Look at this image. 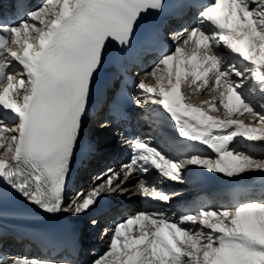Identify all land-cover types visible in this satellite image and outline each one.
<instances>
[{
    "label": "snow or ice",
    "instance_id": "snow-or-ice-1",
    "mask_svg": "<svg viewBox=\"0 0 264 264\" xmlns=\"http://www.w3.org/2000/svg\"><path fill=\"white\" fill-rule=\"evenodd\" d=\"M166 6L165 0H40L18 19H0V185L44 213L80 215L103 195L130 191L137 175L136 195L163 202L179 195L143 178L153 169L161 183H183L190 166L230 179L264 173V152L231 147L237 138L264 146V0H208L195 26L174 32L170 43L153 33L157 59L134 84L136 103L155 105L157 121L170 119L184 138L172 141L178 155L137 137L128 163L101 172L68 198L83 120L110 46L131 48L141 19ZM148 77L156 83H146ZM185 82L211 99L188 103ZM221 108L223 116L211 114ZM245 114L248 123L239 118ZM188 142L214 157L189 154ZM103 235L110 236L107 248L91 264H264V191L180 214L141 210ZM0 264L75 262L16 256Z\"/></svg>",
    "mask_w": 264,
    "mask_h": 264
},
{
    "label": "bare ground",
    "instance_id": "bare-ground-1",
    "mask_svg": "<svg viewBox=\"0 0 264 264\" xmlns=\"http://www.w3.org/2000/svg\"><path fill=\"white\" fill-rule=\"evenodd\" d=\"M190 46V45H189ZM191 48V47H190ZM190 48H189V50H190ZM143 77H144V74H143ZM142 77V78H143ZM153 77H148V78H146L145 79V82L146 83H150V84H155L154 83V81H153ZM186 84H187V82H185ZM27 85H25V87H26ZM139 94V93H138ZM193 92H192V90L191 89H189V91H188V95H189V100L187 101L188 103H193V104H199L197 101H195L194 102V96H193ZM209 94V93H208ZM257 96H258V94H256ZM255 95V97L256 98H259V96L257 97ZM197 96V95H196ZM204 96H206V95H204ZM208 96H210V95H208ZM199 97V96H198ZM201 97H203V96H201ZM197 98V97H196ZM196 98H195V100H196ZM200 99V98H199ZM201 100V99H200ZM204 107L206 108V106L204 105ZM5 115H7L6 113H5ZM218 115H220V114H218ZM241 117H243V116H241ZM246 117V116H245ZM244 117V118H245ZM240 118V117H239ZM242 119V118H241ZM247 122H249V121H247ZM107 130L105 129V127L103 126V125H101L100 127H97V130H95L94 131V133H95V135L97 136V134H105L104 136H106L107 134H109V132L107 131ZM110 137H111V133H110ZM107 140H109V139H106L105 141H107ZM241 140V138H237L236 140H235V144L233 145V146H231V147H233L236 151L238 150V151H241V152H246V151H249V149H250V145L245 141L244 142V140L242 139L241 140V142H242V147L239 145V143L237 142V141H240ZM94 141H95V139H94ZM96 142V141H95ZM237 142V143H236ZM258 146H259V144H258ZM197 150H193V151H190L189 152V154H191V153H197V152H199V153H208L209 155H211V156H213L214 157V153H212V151H211V149H209V148H207L206 146H204V145H202V144H200V143H198V145H197ZM253 147V146H252ZM254 148H255V151L257 152V153H259V152H264V146H262V147H257V146H254ZM76 155V154H75ZM74 158H75V156H74ZM189 170H192V171H194V170H197V172L198 173H202V172H206L207 171V173H208V175L210 176V177H212L213 179H217L218 177H219V179H221V183H219V185H227V183H229V182H231V181H227V179H228V177L227 176H225L224 174H222V173H216V172H212V171H209V170H207V169H205V168H203V167H201V166H190L189 167ZM99 173H101V171L100 172H98L96 175H95V177L99 174ZM157 175V176H156ZM217 175H218V177H217ZM251 176V177H250ZM243 178H245V177H250V178H248V179H257L258 181H260V182H262V186L260 187V189L263 191L264 190V173H260V172H252V173H249V174H247V175H243L242 176ZM143 178H145L146 180H148V181H155L156 182V178H158V173H152V171H150V173L149 174H147L145 177H143ZM140 179V177L137 175V176H134V177H132L131 178V182L129 183V185H128V188L130 189V191H128V192H125L124 194H120V193H115V194H112L115 198H117V199H119V198H122V202L124 201V202H126L127 200H128V202L130 201V200H132V201H134L133 202V204L132 205H129L128 206V208L129 209H133L135 206H138V201H137V199H138V197H139V195H136V194H134L135 193V185H136V183H137V181ZM232 180V182H231V185H233V184H235V182H236V184H238V182H239V179H231ZM213 181V180H212ZM224 182V183H223ZM248 183V182H247ZM250 184H251V182H249V185L248 186H250ZM5 185H0V187H2V195H0V199H3L5 202L3 203V205H5V206H7L6 208H0V212H10V213H15V214H22V215H25V216H29V217H37L38 215H39V213H41L42 212V210H40V209H38V208H36V209H32L31 207H30V205H29V203L27 202V203H24L23 201H18V202H13L14 201V199H16L15 197H17V195L15 194V192L14 191H12V190H10V189H6L5 187H4ZM215 188V187H214ZM189 188H182V187H178V188H176L175 190H179V191H187ZM216 189L217 190H219V186H216ZM222 191H224V189L222 188ZM71 195H73V194H70V195H68V198H70L71 197ZM259 195V194H258ZM249 195H245L243 198H241V199H239V200H243V199H245V198H247ZM125 197V198H124ZM215 198H217L216 196H213L212 197V199H215ZM6 199L8 200V202L6 201ZM186 200V203H188L189 204V206L188 207H191V206H195V210H197V209H199V208H196V205H199L200 207H213V208H216V207H220L221 205H228V204H235L237 201L236 200H232L231 202H229V201H227V200H225V198H223V197H218V199H217V201H216V203H214V204H212V203H208L207 205H205L204 206V203H202L203 202V199H199V197H192L191 198V196L190 197H188V198H186L185 199ZM171 202V201H170ZM172 202H175V203H177V202H181V200H173ZM202 203V205H200ZM150 207V209H154V207L153 206H149ZM169 209H172V211L174 212V213H168L167 212V214L168 215H173V214H179L180 213V210L179 209H177V208H174V207H172V206H170L169 207ZM194 209H191L190 211H193ZM87 212V211H86ZM86 212H84L82 215H78V216H76V217H78V219L79 220H81V223H82V221H84V217H85V214H86ZM166 212V211H165ZM63 213V212H62ZM62 213H59V214H55V217H61L62 216ZM67 214V213H66ZM42 216H48V217H52V216H54V215H50V214H47V213H44V214H42ZM67 217H68V215H67ZM62 218H65V217H62ZM213 219H215V218H213ZM99 255L98 254H94V255H87V256H84L82 259H80L77 263H75V264H91V262L94 260V259H96L97 257H98ZM32 257V256H31ZM55 256H52L51 258H53V259H56V258H54ZM47 258V257H46ZM57 259H62L61 257L60 258H57Z\"/></svg>",
    "mask_w": 264,
    "mask_h": 264
},
{
    "label": "rangeland",
    "instance_id": "rangeland-1",
    "mask_svg": "<svg viewBox=\"0 0 264 264\" xmlns=\"http://www.w3.org/2000/svg\"><path fill=\"white\" fill-rule=\"evenodd\" d=\"M188 47L190 48L191 45L188 46ZM158 75H161V73H158ZM153 81H154V83H156L155 78L153 79ZM166 82H167V81L165 80V83H166ZM196 95H197V96H196ZM204 95H206V96H204ZM208 95H210V96H208ZM211 95H212V93H209V94H208V93H205V94L194 93V94H193V96H194V97H193V98H194V102L197 101V102L200 104L201 101H204V100H210V99H211ZM198 96H199V97H198ZM201 96H203V97H201ZM256 96H257V95H256ZM196 97H197V98H196ZM257 97H258V96H257ZM195 98H196V100H195ZM199 98H200L201 100H200ZM253 98L258 100V98H256L255 96H254ZM216 103H217V106L220 107L219 104H218V101H217ZM205 106H206V108H207V105H205ZM211 114H213V115H218V114H220L221 116H223L224 113H223V109L221 108V110H220L219 113H215V112H214V113H211ZM245 116H246V117H245ZM244 117H245V118H244ZM240 118L244 119L246 123H248L247 121H249V120H248V117H247L246 114H245L243 117H240ZM241 140H242V139H241ZM241 140H240V141H237V142H238L239 145L242 147L243 145H242ZM237 142H236V143H237ZM244 142H245V141H244ZM234 144H235V143H234ZM234 144H232L231 146H233ZM252 146H253V147H254V146L262 147L261 145L258 146V144H256V145H252ZM252 146H251V147H252ZM237 151H238V150H237ZM241 151H242V150H241ZM2 152H3V149H0V153H2Z\"/></svg>",
    "mask_w": 264,
    "mask_h": 264
}]
</instances>
